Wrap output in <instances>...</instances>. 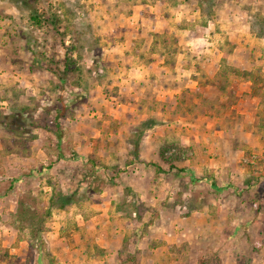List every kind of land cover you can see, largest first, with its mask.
Here are the masks:
<instances>
[{
	"label": "rangeland",
	"instance_id": "rangeland-1",
	"mask_svg": "<svg viewBox=\"0 0 264 264\" xmlns=\"http://www.w3.org/2000/svg\"><path fill=\"white\" fill-rule=\"evenodd\" d=\"M0 264H264V0H0Z\"/></svg>",
	"mask_w": 264,
	"mask_h": 264
},
{
	"label": "crops",
	"instance_id": "crops-1",
	"mask_svg": "<svg viewBox=\"0 0 264 264\" xmlns=\"http://www.w3.org/2000/svg\"><path fill=\"white\" fill-rule=\"evenodd\" d=\"M143 8H144V6L142 5V9H140L139 11L135 10V11L128 13V22L130 23V25H128L129 28L131 26H133L134 28H136L135 30H139V29H143V31L145 30V23H146L145 18L148 15L143 13V11H142V10H144ZM160 16L162 18L159 20L158 18ZM160 16H158V18L154 20V23L156 22L155 29L156 28L158 29L157 25L160 24V26H165V24L167 23L168 20H171V21L173 20V18H171V17L165 18L163 15H160ZM218 21L220 22L221 19H219ZM152 24H153V21H152ZM139 36L140 35H138L137 37H139ZM144 36H147V34L144 33ZM205 38H206V40H209L207 37H205ZM237 42H238V39H237ZM208 44H210V43H208ZM224 52H225V50H224ZM226 53L227 54L225 56L227 57V62L230 64H237L238 62L240 64L241 62H245V61L248 62L241 42H239L237 45H235L232 49L227 50ZM222 55H223V50H222V53L219 55L218 60L221 58ZM153 56H155V55H153ZM125 58L126 59H124V61L127 64L126 66L130 67L129 71H127L126 73L129 76L137 78V82H138L137 85H141V81L144 80L146 75H147L146 72H148V73L153 72V74H156L157 76L160 75V73H161V69L156 67L157 56L153 57L152 59L150 58L149 60H147V63H145V64L141 63L142 61L140 62V60L136 56H133V55H129L128 57H125ZM160 80H162V79L159 77L156 78L155 83H154V85H155L154 88L156 89L157 86H162V88L169 90L168 87H165V83L160 81ZM133 82L131 84H133ZM190 86H195V84H192Z\"/></svg>",
	"mask_w": 264,
	"mask_h": 264
},
{
	"label": "trees",
	"instance_id": "trees-1",
	"mask_svg": "<svg viewBox=\"0 0 264 264\" xmlns=\"http://www.w3.org/2000/svg\"><path fill=\"white\" fill-rule=\"evenodd\" d=\"M37 24L38 25H40V26H42L43 24H42V21L38 18L37 19ZM62 137H61V134L59 135V139H61ZM209 181H210V183H211V185L212 186H214L215 188H218V187H216V182H215V180L213 179V178H211V179H209Z\"/></svg>",
	"mask_w": 264,
	"mask_h": 264
}]
</instances>
